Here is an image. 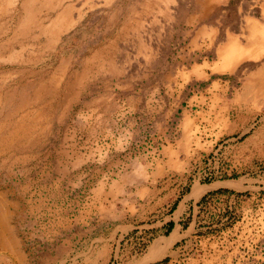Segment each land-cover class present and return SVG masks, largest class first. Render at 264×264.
Masks as SVG:
<instances>
[{"label": "rangeland", "instance_id": "obj_1", "mask_svg": "<svg viewBox=\"0 0 264 264\" xmlns=\"http://www.w3.org/2000/svg\"><path fill=\"white\" fill-rule=\"evenodd\" d=\"M262 4L0 0V264H264Z\"/></svg>", "mask_w": 264, "mask_h": 264}, {"label": "bare ground", "instance_id": "obj_2", "mask_svg": "<svg viewBox=\"0 0 264 264\" xmlns=\"http://www.w3.org/2000/svg\"><path fill=\"white\" fill-rule=\"evenodd\" d=\"M255 8L256 7H254V16L253 17L247 16L243 24L244 25L243 28L246 27L249 32V35H247L244 39L246 41V47L244 48L242 46V41H240V37L233 35V34L229 35L228 37L229 44L220 52L219 61L214 65L213 70L220 71V72H224V71L232 72L239 65H242L244 62L249 61L250 59H258L264 55V5L262 4V7H260L259 9H255ZM240 12L241 11H239V8L236 9V11H234L233 14L238 13L239 14L238 17H235V16L227 17L226 22L228 21V23H231L233 21V24H234L233 27L235 28L240 27L239 23L243 21L240 18L241 16ZM257 73H258V76L261 77L260 79H261L262 84H264V82L262 81L264 79V68L259 69ZM258 84L260 83H257V82L254 83V73H252L250 75V81L246 85L245 91L250 94L255 93L257 91L256 86ZM187 127L189 129L191 128L190 123L187 124ZM189 132L191 133V131ZM206 189H208V187L202 188L201 190H200V187H195L194 191L200 194L206 191ZM3 218H5V216H3ZM176 238H177V235L173 234L171 238L162 239L160 241H165L167 243H170ZM160 241H157L154 247H157ZM157 257L158 255L154 253V250L152 248V251L143 259V263L147 264L149 261L154 260Z\"/></svg>", "mask_w": 264, "mask_h": 264}]
</instances>
